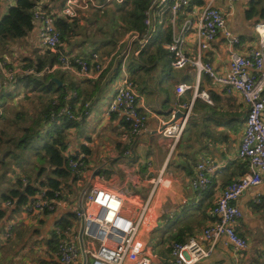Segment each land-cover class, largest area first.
<instances>
[{"label":"crops","instance_id":"crops-1","mask_svg":"<svg viewBox=\"0 0 264 264\" xmlns=\"http://www.w3.org/2000/svg\"><path fill=\"white\" fill-rule=\"evenodd\" d=\"M15 1L0 0V20ZM253 1L256 0H190L188 6L179 10L176 26L180 29L187 19L196 21L202 6L210 2L223 10L227 16V27L208 48L202 50V58L218 73H227L234 50L249 56L258 47L259 36L255 25L264 19L259 16L248 18L247 10ZM47 4L42 6L46 7ZM96 12L90 9L88 13L69 20L77 19L80 27L63 41L58 50L60 54L89 57L93 52L102 55L114 52L126 34L117 43H108L109 35L101 32L107 29L108 24H100L102 19ZM155 17L156 30L151 45L143 55L131 57L127 64L129 69V63L135 61L133 71H128L135 84L138 104L141 109L149 110L146 128L133 143L129 142L130 127L125 120L117 113L107 115L108 107L121 85L118 60L94 79L84 78L75 71L56 69L52 72L53 79H58V84L67 88V91L77 89L80 98L73 102L76 113H81L82 103L90 104L88 115L65 132L67 143L64 155L86 157V171L76 180L65 181L71 183L72 188L67 189L54 211L39 217L25 214L21 207L16 210V203L7 205V200L0 202V211L6 210L5 214L0 215V235L9 241L4 249H0L1 264H60L55 229L68 225L73 229L79 227L75 211L80 207L85 192L94 185L122 193L126 198L124 212L128 215H132L137 205L153 192L151 216L157 226L164 225L163 237L179 235L184 241L196 236L203 244H210V240L203 237V230L215 220L212 208L225 187L247 170L246 162L238 155L245 129L247 104L239 92H226L205 72L200 73L198 91H206L210 101L201 97L194 99L197 68L189 63L183 68L172 67L166 48L169 41L165 38L172 33L171 12L169 9L156 11ZM38 27L39 22L36 21L34 29L26 37L13 42L10 45L11 52L4 54L0 60L8 59L11 62L9 66L13 67L17 64L28 65L29 60L36 61L42 57L47 49L40 44ZM97 28L101 30L98 33H103L102 37L97 36L98 33L94 34ZM227 31L231 36L226 34ZM232 37H238L239 44H233ZM184 51L191 58L197 57L195 28L188 34ZM169 67L177 71V77L165 70ZM136 78L140 79L141 86L137 85ZM180 83L193 87L178 94L176 86ZM8 90L13 92L12 96L18 95L19 101L34 92L30 88L21 91L20 86ZM57 93H48L42 104ZM190 103L192 110L188 124L170 156L172 141L162 134V129L173 123L175 117V122L180 119L185 113L184 104ZM0 110L3 111L2 107ZM202 160L210 161L214 171L210 176L209 188L199 191L192 186V179L197 163ZM119 172L127 174L122 187L109 186L104 182L106 176L109 180L117 181ZM46 175L36 179L34 183L37 187L40 188V182ZM159 175L162 180L156 186ZM237 205L243 215L235 223V229L248 240V248H237L228 237L221 236L215 241L212 254L203 264H264V176L260 184L248 188L241 195ZM11 223L14 224L13 234L6 238L5 232ZM149 233L146 234V243ZM28 253L33 254V261L28 258ZM155 255L157 257L153 258L152 254L153 260L161 264V259ZM89 260V256L85 257L81 253L74 264H90Z\"/></svg>","mask_w":264,"mask_h":264},{"label":"built area","instance_id":"built-area-1","mask_svg":"<svg viewBox=\"0 0 264 264\" xmlns=\"http://www.w3.org/2000/svg\"><path fill=\"white\" fill-rule=\"evenodd\" d=\"M112 0L101 4L97 0H64V5L58 10L47 11L38 6L34 12L35 22H39L38 37L40 44L47 50L58 51L62 44L60 30L55 22L59 16L73 19L84 14L92 6L100 7ZM123 2L124 0H116ZM190 4V0H151L150 6L145 11V29L143 32L129 31L120 41L117 48L110 55L93 52L89 57L82 55L60 54L59 61L53 66L38 71L35 65L25 64L9 66L8 59L0 60V90L14 87L15 82L22 77H39L56 69L75 71L84 78H96L106 70L114 61L118 60L121 73V85L118 87L109 107L107 115L119 114L129 125V142L134 140L144 131L148 121L149 110L141 109L138 104V94L135 84L129 74L127 60L139 57L142 50L151 43L156 30V11L169 9L171 12L172 35L166 45L169 51L171 65L174 68H183L186 64L195 66L198 70L197 85L194 90V99L201 97L210 101L206 91H198L200 73L205 72L217 84L221 85L228 93L237 91L247 104L245 129L239 145L238 155L247 164L246 172L238 179L228 184L221 196L217 199L211 213L214 222L203 230V237L210 240V244H203L196 236H191L184 241H173L169 245L168 262L170 264H203L213 250L215 241L226 236L240 249L248 248V240L239 235L235 223L242 217L241 208L237 205L238 199L250 187L263 181L264 176V21L256 23L255 29L259 36L258 47L246 56L237 50L231 53L230 68L227 73H218L209 62H204L202 50L208 48L218 35L227 27V16L223 10L215 7L211 2L197 13L196 21L187 19L178 29L176 17L179 10ZM195 28L198 41L197 57L186 55L184 45L191 29ZM226 34L231 36L227 31ZM233 44H239L238 37H232ZM192 85L180 83L176 86L178 94L186 92ZM76 96V92H69L66 104L57 114L52 113V119L66 116L73 120H81V115H76L69 100ZM54 104L59 99L54 97ZM185 113L176 122L169 123L162 129V134L171 139L170 156L174 153L177 144L181 141L192 110V103L184 104ZM2 112L0 110V116ZM132 149V147L130 148ZM131 153V151H128ZM70 157V155H66ZM69 165L76 172L85 173L86 163L83 156L76 159L70 158ZM214 166L210 161L197 163L196 173L192 179L194 189L204 191L211 184V174ZM162 177L157 178L156 186ZM28 179L24 177V183ZM154 191V190H153ZM60 192L49 196L46 189H40L34 196L23 204L22 211L37 217L56 209ZM153 192L141 201L132 215L124 212L126 198L120 192H115L103 186L94 185L85 192L80 207L75 211L79 227H56L55 232L59 237L58 254L60 264H74L81 253L91 258L90 264H158L155 254H147L146 234L153 230L157 223L153 220L152 213ZM7 205L13 204L7 201ZM14 224L7 226L5 237L13 234Z\"/></svg>","mask_w":264,"mask_h":264},{"label":"trees","instance_id":"trees-1","mask_svg":"<svg viewBox=\"0 0 264 264\" xmlns=\"http://www.w3.org/2000/svg\"><path fill=\"white\" fill-rule=\"evenodd\" d=\"M97 1L103 4L106 0ZM263 1L264 0H256L252 2L247 10L248 18L259 16L262 20L264 19ZM41 2L48 4L46 7H43L39 5ZM107 4L108 3L105 5ZM150 4L151 0H124L121 3L114 1V8L108 11L104 10L106 8L105 5L100 7L92 6L90 9L97 10L96 15H99L100 13H106L107 15L110 14L113 26L117 31L112 30L114 32L111 37H109L108 43H117L129 31H144L145 11ZM63 5L64 0H16L15 4L9 7L7 13L0 20V58H2L4 54L11 52L10 45L13 42L26 37L34 29L36 24L34 12L38 6L47 11H58ZM69 20L70 19L68 18L59 16L55 22L56 27L61 32L62 43L67 37L75 34L80 27L77 19L73 21ZM116 35L118 38H116ZM171 35L172 33H170L168 37L167 34L165 40L170 41ZM149 45H151V43H149L146 48ZM146 48L142 50L141 55H143ZM59 56L60 53L58 51L53 52L49 49L45 51V54L42 57L37 58L36 61L29 60L28 65L25 63V66L35 65L37 70L41 71L46 67L56 64L59 61ZM53 76L52 73L45 71L44 74L39 77L26 76L19 78L15 82V87L23 86L38 93H58L42 106L38 115L33 120L32 125L21 127L23 129V132L21 133L22 135L19 134V136L5 139L3 135L5 134L4 131L0 133V150L4 143L11 142L14 143V147L18 148V152L21 154L24 150L34 149L37 157L38 164H35L33 167L35 178H32L31 175H18V180L15 184L16 188L12 189L11 192L3 193V199L11 200L13 203H16V210H19L20 207L22 208L23 204L42 188H45L48 195L52 197L59 191V198H62L65 192H67V189L70 190L72 188L71 183L65 181L76 180L81 175V172H76V170L79 169H74L69 165V159H76L78 156L71 155L70 157H67L64 155L67 143V135L65 132L67 129L76 126L79 120H73L66 116H58L56 119H52V113L57 114L60 111L64 104H66V96L71 91L76 92V96L71 98L68 104L76 115L82 116V119L90 112V104L86 102L82 103L83 109L81 110V113H76L73 102L78 101L80 98L77 89L71 88V91H67V88L60 86L58 82L53 79ZM9 88L7 87L3 89L1 91V96H12L13 92H9ZM39 97L42 99L41 95H39ZM54 97L59 99L58 104L53 103ZM1 112L2 115L0 118H5L6 115H4V111ZM16 117L23 119V113L18 111ZM127 125L130 127L128 123ZM84 150L87 151V148L84 147ZM12 152V150H7L4 155L8 157ZM84 160L87 165L86 157H84ZM46 173H48V176L46 179L41 180L40 188L37 187L34 182H36L38 177ZM24 177L28 179L27 184L24 183ZM63 184L66 185L62 187ZM2 214H5V212L0 211V215ZM54 236L59 245L58 235L55 233ZM171 238H173L171 242L183 241V238L179 235L172 236Z\"/></svg>","mask_w":264,"mask_h":264},{"label":"rangeland","instance_id":"rangeland-1","mask_svg":"<svg viewBox=\"0 0 264 264\" xmlns=\"http://www.w3.org/2000/svg\"><path fill=\"white\" fill-rule=\"evenodd\" d=\"M114 1L116 0H112L110 3L105 5L106 8L104 7L105 8L104 10L108 11V10L113 9L114 6L112 5H114ZM44 4H45L44 2H41L39 5L42 6ZM88 10H85L84 12L88 13ZM99 16H100L99 18L102 19V22H104V23L101 22L100 24H108V26H107V29H102V31L98 30L97 28L94 34L98 33V31H101L105 34H108L109 37H111L112 33L114 32L112 30L117 31V29L113 26L112 17L110 16V14L107 15L106 13H100ZM86 20L87 19H85V22ZM84 27L85 26H83L82 30H84ZM88 29H92V28L89 27ZM102 34L98 33L96 35L102 37ZM86 36L88 35L86 34ZM116 38H118L117 35H116ZM109 54L110 53L104 54V55H109ZM128 61L129 59L127 60V64H128ZM134 62L129 63L130 65L129 69L131 71H133ZM163 62H166V61L164 60ZM165 70L169 71V73L173 77H177L176 70H173L170 67L165 68ZM136 80H137V85L141 86L142 83L140 82V79L136 78ZM173 80L174 78L171 79V82H173ZM20 90L25 91V87L20 86ZM39 95L42 96V99L39 97ZM46 97H47V94L45 95V93L43 92L38 93L36 91H34L33 94H31V96H28L26 99L20 100V101L18 100L19 98L18 95L7 96L6 97L7 99L1 97L0 107H2L4 111V115H6L5 118L4 117L0 118V133L4 131L5 133L3 134L4 138L7 139L13 136L15 137L19 136V134L22 135L21 133L23 132V129L21 127H24L25 125L30 126L33 124V120L38 115L39 110L42 108V105H43L42 101L46 99ZM18 111L23 113V117H22L23 119L16 117V113ZM35 143H38V142H35ZM14 146H15L14 143H11V142L4 143L0 150V202L5 200L3 199V193L11 192L12 189L16 188L15 184L18 180V175H21V176L31 175L32 178H35V175L33 174L34 172L33 166L35 165V163H37V157H36V153L34 152V149L24 150L23 153L21 154L20 152H18V148H15ZM7 150L13 151L10 155H8V157L4 155ZM33 157L35 159L34 162H33ZM46 174L48 175V173ZM47 175L44 177V179H46ZM117 176H118L117 181L109 180V178H107L106 176L104 182L109 186L122 187L124 185V181L127 179V174L125 173L122 174L121 172H119ZM3 210L6 211L5 209ZM164 231H165V227L163 224L158 225L155 230L150 231L148 238H147V243H146V250H147L146 252L147 254H157L158 258L161 259L160 260L161 264H170L168 262V256H169L168 249H169V243L172 241L173 238H171L172 236L170 235H168L167 237L165 236L163 237ZM8 242L9 241L4 240L3 236L0 235V249H4L5 245L8 244ZM28 258H30L31 261H33L34 260L33 254L28 253ZM90 262H91V258L89 260V263ZM0 264H1V260H0ZM11 264H14V263L11 262Z\"/></svg>","mask_w":264,"mask_h":264},{"label":"water","instance_id":"water-1","mask_svg":"<svg viewBox=\"0 0 264 264\" xmlns=\"http://www.w3.org/2000/svg\"><path fill=\"white\" fill-rule=\"evenodd\" d=\"M54 80L58 82V79L54 78ZM180 112H181V111H180ZM176 118H177V117H175V119H174L172 122H175ZM170 123H171V122H170Z\"/></svg>","mask_w":264,"mask_h":264},{"label":"bare ground","instance_id":"bare-ground-1","mask_svg":"<svg viewBox=\"0 0 264 264\" xmlns=\"http://www.w3.org/2000/svg\"><path fill=\"white\" fill-rule=\"evenodd\" d=\"M106 174V173H105ZM106 176V175H105Z\"/></svg>","mask_w":264,"mask_h":264}]
</instances>
